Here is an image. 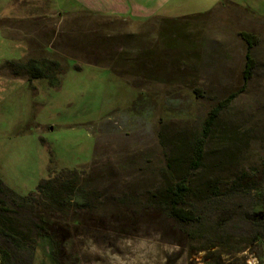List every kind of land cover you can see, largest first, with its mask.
<instances>
[{
    "label": "rangeland",
    "instance_id": "1",
    "mask_svg": "<svg viewBox=\"0 0 264 264\" xmlns=\"http://www.w3.org/2000/svg\"><path fill=\"white\" fill-rule=\"evenodd\" d=\"M8 1L0 0V178L33 197L60 243L51 260L36 239L29 264H201L206 238L193 241L190 226L152 208V195L182 179L187 206L206 226L226 221L214 233L229 241L219 260L258 264L261 248L244 243L250 223L241 219L264 215V18L228 2L208 13L176 2L161 9L176 13L172 20L135 23L87 12L78 0H49L51 11L33 2L28 12ZM137 1L126 0V13L148 20L145 7L155 4ZM240 32L256 38L250 49ZM247 52L252 77L204 135L212 107L241 87ZM31 60L57 61L62 71L29 79L9 65ZM249 169L255 177L243 175ZM43 180L72 185L77 203L41 199ZM234 182L263 200L211 202Z\"/></svg>",
    "mask_w": 264,
    "mask_h": 264
},
{
    "label": "trees",
    "instance_id": "2",
    "mask_svg": "<svg viewBox=\"0 0 264 264\" xmlns=\"http://www.w3.org/2000/svg\"><path fill=\"white\" fill-rule=\"evenodd\" d=\"M239 35L246 42L248 49L256 42V38L250 33L240 32ZM9 65L13 73L21 75L20 71H23V75L29 79L44 78L52 80L54 75L62 71L59 63L54 60H31L25 63L10 62ZM253 68V58L247 52L242 71L243 83L241 87L217 101L212 107L204 123V135H206V130L213 126L219 114L245 89L247 81L252 77ZM201 143L199 141L192 151L191 159L195 162L201 159ZM252 170L253 172L243 173V175L255 177L256 170L249 169V171ZM66 173L67 177H72L68 183H75V172L67 171ZM262 173L264 175V168ZM68 183L64 181L62 185H59L56 180H43L38 183L36 194L44 201L51 203V205L64 208L70 202L76 201L75 203H77L73 190L70 189L72 185ZM187 191L186 181L184 179L179 180L172 187L165 188L164 192L155 193V196L152 195L154 198L152 208L165 211L173 220L190 226L192 230L189 236L193 241L198 240L201 236L206 238L204 241L205 246L200 251H207V254L203 257L201 264H231L222 263L219 260L220 247H228V239L225 236L217 238V235L214 234L221 226L226 224V221H221L222 223L215 224L213 227L206 226L203 221V214L201 212L198 213L193 206H187ZM262 194L261 190L253 188L248 183L241 185L240 182H234L227 192L213 193L210 200L214 203L239 195L246 198L250 196L252 199H257L261 202L263 200ZM34 202L33 197L19 196L16 192L6 187L0 178V264L31 263L34 250L36 249V239L46 245L49 259L54 260V257L59 254L60 243L57 228L51 222L47 213L38 211L36 206L33 205ZM211 205L213 209H219L217 204ZM259 205L263 206L261 203L252 206L257 208ZM219 210L221 211L222 209ZM241 222L250 223V227H248L250 232L243 238L244 243L251 244L252 241L259 249L261 248L262 253L261 257L258 258V264H264L262 259L264 258V233L262 234L264 215L260 211L252 212L250 216L243 215ZM225 234L226 232L223 235Z\"/></svg>",
    "mask_w": 264,
    "mask_h": 264
},
{
    "label": "crops",
    "instance_id": "3",
    "mask_svg": "<svg viewBox=\"0 0 264 264\" xmlns=\"http://www.w3.org/2000/svg\"><path fill=\"white\" fill-rule=\"evenodd\" d=\"M79 2H75L81 7L83 10L87 12H96L105 17H114L120 18L123 21L129 20L135 23H146V22H154L153 20H172L171 17L176 16V13L162 11L164 6L172 5L176 2H190L196 5H203V10H208L207 13L218 6L220 2H228L235 6L241 8H247L251 13L255 16L264 18V0H152L155 4V10H150L149 7L146 8L145 16L148 20L138 19L134 15L126 13L127 5L130 3L126 2V0H101L100 2H96L95 0H78ZM147 0H138L140 3L139 6H146L145 4L149 2H145ZM8 2H18L22 8H26L33 2L41 3V7L51 11L50 1L49 0H9ZM20 7V8H21ZM29 14V13H28ZM26 14V15H28ZM150 18V19H149Z\"/></svg>",
    "mask_w": 264,
    "mask_h": 264
}]
</instances>
